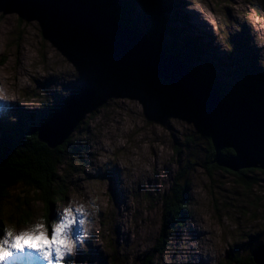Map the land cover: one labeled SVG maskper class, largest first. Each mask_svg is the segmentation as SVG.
<instances>
[{"label":"rangeland","instance_id":"obj_1","mask_svg":"<svg viewBox=\"0 0 264 264\" xmlns=\"http://www.w3.org/2000/svg\"><path fill=\"white\" fill-rule=\"evenodd\" d=\"M177 1L190 34L207 46L201 65L192 58L194 68L229 86L254 82L257 73L264 82V0ZM20 8L0 0L1 123L15 124L21 110L56 107L73 88L91 86L110 60L65 25ZM112 89L70 137L71 147L83 144L79 153L69 157L65 147L63 202L50 217L37 193L17 187L3 202L5 229L18 235L42 225L50 236L70 210L77 223L62 264H229L233 255H251L252 239L264 241V171L236 176L211 163L213 144L198 115L161 81L136 72ZM176 180L189 212L166 226L163 198ZM33 256L30 264H47Z\"/></svg>","mask_w":264,"mask_h":264},{"label":"trees","instance_id":"obj_2","mask_svg":"<svg viewBox=\"0 0 264 264\" xmlns=\"http://www.w3.org/2000/svg\"><path fill=\"white\" fill-rule=\"evenodd\" d=\"M83 1L97 7L102 13L110 14L123 26L139 31L150 41L157 43L165 52L188 67L200 83L214 90L225 101L231 102L237 97H244L249 99L255 107L264 108V88L261 86L262 90L256 85H264V82L261 81L262 75L256 74V81H254L256 84L253 80L252 82L246 80L241 85L229 86L227 82L217 81L214 78L210 80V76L201 72L198 66L197 68L193 67L194 60L192 58H197L199 65L206 60L205 48L207 46L201 42L194 31H192L193 34H190L193 27L190 25V20L188 21L189 17L180 12L179 9H174L179 5L177 0H172L174 1L173 5L170 4V0ZM20 10L23 13L36 12L31 7H21ZM166 14H168L167 17H165ZM46 19L49 20V18ZM166 35L174 36L175 39L172 40V43H168L165 38ZM132 74L129 68L117 66L110 58L109 62L107 61L100 68L98 77L90 81L91 86H88V83L87 85L75 87L72 92L77 94L87 89H97L98 100L95 103L96 105L102 99L101 96L105 90H113V87L120 85L124 78H130ZM250 78L254 79V76L251 75ZM57 100H60L61 103L58 101L56 107L48 105L33 112L21 110L19 119L15 124L0 122V233L6 228L2 218L3 202L10 200L11 191L17 187H27L37 193L41 201L46 204L50 217L54 204L63 202L66 184L64 182V178H66L64 172L67 166L65 163L67 151L65 147L68 144V148H70L73 142L70 139L62 147L53 150L40 140L42 128L55 116L56 111L60 109L67 98H62V101L61 98ZM183 102L188 104L197 116V110L191 102L189 100ZM90 113L95 114V112L89 110L88 114ZM81 125L82 123H80L78 129ZM199 131L204 137L211 140V135L200 126ZM78 144L79 142L68 150L69 157L79 153L83 144ZM209 148L211 150L209 161L214 164L217 152L213 145H210ZM220 154L221 159L228 160L235 153L229 148H224L220 151ZM252 171L243 170L235 175L246 176L247 172ZM188 199V192L184 191V188L176 180V183L172 186V192L163 198V207L166 215H168L166 216L168 219V225L166 226L183 222V217L189 212L190 203ZM258 240L262 241L259 236H255L250 243V247L252 243L254 244ZM232 261L234 262L232 263ZM148 264H152V261L149 260ZM229 264H256V262L251 255H247L245 258L233 255Z\"/></svg>","mask_w":264,"mask_h":264},{"label":"water","instance_id":"obj_3","mask_svg":"<svg viewBox=\"0 0 264 264\" xmlns=\"http://www.w3.org/2000/svg\"><path fill=\"white\" fill-rule=\"evenodd\" d=\"M7 1L17 7H31L43 17L65 25L76 36L96 44L117 66L129 68L144 79L161 81L172 95L189 100L197 110L200 127L211 135L217 152L214 161L220 167L234 173L264 171V108L255 107L244 97L225 101L157 43L83 0ZM97 100L98 90L94 88L69 97L42 129L40 140L53 150L64 145ZM224 148L235 153L228 160L221 159ZM249 250L256 264H264V241H256Z\"/></svg>","mask_w":264,"mask_h":264},{"label":"snow or ice","instance_id":"obj_4","mask_svg":"<svg viewBox=\"0 0 264 264\" xmlns=\"http://www.w3.org/2000/svg\"><path fill=\"white\" fill-rule=\"evenodd\" d=\"M82 214V210H77ZM77 221L71 211L64 214L52 224L51 235L48 229L41 233L42 225L33 227L31 233L20 232L14 235L6 229L0 233V264H24L35 256L46 261L47 264H62L64 255L71 252L70 233ZM79 224H83L81 219Z\"/></svg>","mask_w":264,"mask_h":264},{"label":"bare ground","instance_id":"obj_5","mask_svg":"<svg viewBox=\"0 0 264 264\" xmlns=\"http://www.w3.org/2000/svg\"><path fill=\"white\" fill-rule=\"evenodd\" d=\"M82 227V226H81ZM253 261V260H252ZM25 263H29L30 264V261H26ZM230 263V262H229Z\"/></svg>","mask_w":264,"mask_h":264}]
</instances>
